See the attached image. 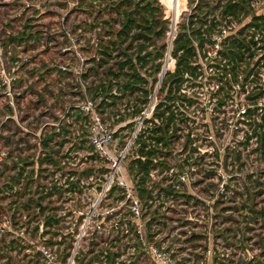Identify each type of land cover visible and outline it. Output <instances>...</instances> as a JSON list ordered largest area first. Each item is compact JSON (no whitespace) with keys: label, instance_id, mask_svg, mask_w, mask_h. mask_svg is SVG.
<instances>
[{"label":"built area","instance_id":"built-area-1","mask_svg":"<svg viewBox=\"0 0 264 264\" xmlns=\"http://www.w3.org/2000/svg\"><path fill=\"white\" fill-rule=\"evenodd\" d=\"M61 1L62 25L86 12L89 27L65 29L57 45V35L53 41L28 26L21 49L54 58L33 78L63 83L61 95L45 96L51 104L34 110L65 114L42 126L20 161L0 152V170L15 160L0 194H17L23 181L20 199L29 191L23 208L34 211L32 264H264V0H185L180 14L157 0L171 12L156 44L163 57L148 58L147 83L132 96L104 104L91 88L125 58L128 42L108 57L96 48L111 41L110 28L120 29V0ZM181 33L190 40L194 75L166 83L183 53L174 55ZM113 83L119 96L124 86ZM5 98L14 120L12 93ZM2 204L0 264H20L27 248L18 210L4 216Z\"/></svg>","mask_w":264,"mask_h":264},{"label":"rangeland","instance_id":"rangeland-1","mask_svg":"<svg viewBox=\"0 0 264 264\" xmlns=\"http://www.w3.org/2000/svg\"><path fill=\"white\" fill-rule=\"evenodd\" d=\"M44 2L45 0H0V152H8L16 159H19V161L23 156L31 153L29 145L34 139H37V134L41 132L42 126L57 123L66 111L56 110L54 112L49 109L48 111L38 112L34 110L36 104H39V106L42 103L47 106L51 104L52 98L50 97L49 101L46 102L45 96L61 95L63 83L57 85L49 77L45 78V81H39L37 78L32 77V72L35 73L37 69L45 66L46 63L54 60V58L49 53H39L36 50L32 53L22 52L24 46L21 49V33L23 31L28 32L26 29L31 26L34 33L46 32L48 39L52 38L53 41L56 39L54 36L57 35L56 42L58 45L66 41L61 37L66 32L65 29L76 31L77 26L86 29L91 24L89 20H92L86 12L72 14L68 17V23L64 26L61 20L66 12L55 7V5L61 4L62 1L57 0V2L46 5H44ZM29 4L32 6L38 4L37 11L28 9ZM165 14L166 17L171 19V12L168 11L166 13L164 11ZM28 19L35 20H33V23L28 24L26 23ZM88 36L85 35L86 40L89 39ZM15 39L16 41H13ZM25 58H30L31 63L29 65H22V60ZM50 83L55 84L52 90L48 88ZM6 92L12 93V108L15 112L14 120L9 119V116L13 113L7 110L9 101L5 98ZM73 98V96L68 97L66 101L71 103L74 101ZM99 101L101 100H97V102ZM44 113H47L48 116H44ZM47 128L45 129L47 130L46 134L51 129ZM14 162L15 160L10 158L2 166L0 170V188L6 185L11 177L12 171L10 169L15 166ZM4 169H6V173H4ZM25 187L26 182L23 181L17 194L15 192H17L18 188L14 189L13 192L4 188L5 192L0 194V200L3 197L6 200L0 201V203H3L2 211L4 216L7 217H9L11 211L17 208L20 235L24 233V239L21 238V246L23 245L22 247L27 248L20 249V264H32V250L30 249L31 247H28V241L31 242L35 233L34 225H30V214H33L34 211L23 208V205L29 202V191L21 199L18 195Z\"/></svg>","mask_w":264,"mask_h":264},{"label":"trees","instance_id":"trees-1","mask_svg":"<svg viewBox=\"0 0 264 264\" xmlns=\"http://www.w3.org/2000/svg\"><path fill=\"white\" fill-rule=\"evenodd\" d=\"M116 10L118 15L122 17L120 29L114 33L109 29V36L111 41L107 43H98L97 55L104 54L106 57L119 44L128 42V47L122 49V54L125 58L118 62L114 67H111L106 72V79L99 81L95 88H91L94 92V97L99 99L104 104L107 101L112 103L123 101L132 96L135 92V87L147 83V76L143 73L145 66L149 59L157 61L163 57V48L157 47V42L161 41L167 32V21L163 20V10L157 6V0H120L117 3ZM13 41H16L13 40ZM137 44V52L129 55L128 51L132 50L134 44ZM190 40L181 33L175 43V57L178 53L183 51L182 55L178 57L177 70L171 74L166 83H178L184 80V74L188 73L190 76L194 75L193 68L190 66V60L193 56V50L189 47ZM150 46H155L152 53L142 55L148 50ZM95 62V60H94ZM104 63L100 61L97 66ZM126 70V71H125ZM160 70V64L155 67V73ZM117 81L119 87L124 86V89L118 88L119 96L112 95L114 83ZM123 81V84H120ZM130 90L131 93H127ZM22 176V174L20 175Z\"/></svg>","mask_w":264,"mask_h":264},{"label":"bare ground","instance_id":"bare-ground-1","mask_svg":"<svg viewBox=\"0 0 264 264\" xmlns=\"http://www.w3.org/2000/svg\"><path fill=\"white\" fill-rule=\"evenodd\" d=\"M162 3L167 9H177V13L180 14L181 8L183 7L185 0H162Z\"/></svg>","mask_w":264,"mask_h":264}]
</instances>
